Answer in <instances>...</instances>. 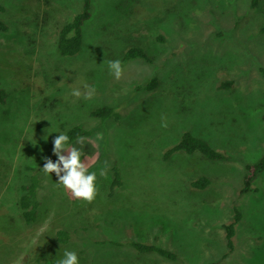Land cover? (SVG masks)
I'll use <instances>...</instances> for the list:
<instances>
[{
    "label": "rangeland",
    "instance_id": "obj_1",
    "mask_svg": "<svg viewBox=\"0 0 264 264\" xmlns=\"http://www.w3.org/2000/svg\"><path fill=\"white\" fill-rule=\"evenodd\" d=\"M90 2L80 51L62 57L58 32L82 0H0V264H56L65 250L79 264H264V170L241 192L246 165L264 153V0ZM131 46L151 62L126 63L116 80L107 61ZM154 75L156 89L135 90ZM85 83L96 88L92 99L70 94ZM102 104L116 106L121 121L89 118ZM77 124L92 133L71 146L97 173L99 194L76 199L55 173L40 172L39 216L26 225L17 204L23 166L53 154L58 131ZM185 132L220 159L176 152L164 160ZM106 164L122 176L112 197L108 171L99 175ZM200 178L209 181L203 189L193 186ZM236 214L229 251L224 226ZM59 229L74 240L58 244ZM133 241L176 258L138 253Z\"/></svg>",
    "mask_w": 264,
    "mask_h": 264
},
{
    "label": "trees",
    "instance_id": "obj_2",
    "mask_svg": "<svg viewBox=\"0 0 264 264\" xmlns=\"http://www.w3.org/2000/svg\"><path fill=\"white\" fill-rule=\"evenodd\" d=\"M90 0H82V7L80 12L73 15V17L65 23L59 30L56 42V50L59 56L62 57H74L80 51L82 45V26L85 21L90 18L91 4ZM255 0L252 2V7L255 6ZM0 31L6 32L7 26L0 21ZM151 57L146 52V49L142 46H131L128 47L121 58L123 65L132 61L140 60L145 64L151 62ZM34 81H36L34 79ZM159 80L156 75L148 79L144 84L137 85L136 91H152L158 86ZM231 81L222 84V86L229 87ZM37 86V84H35ZM6 101L5 89L0 85V105H4ZM88 117L92 119H97L100 124L107 122L119 123L121 121V115L116 106H111L108 104H102L96 106L89 111ZM262 120H264V114L262 115ZM104 123H101V122ZM65 133L70 138V145L76 141L77 137L83 136L89 138L92 131L85 128L81 124L74 125L68 128ZM176 152H182L187 155H191L194 152H199L204 157L209 160L220 159V154L213 151L205 142L198 138H194L189 132L182 134L180 140L173 146L166 149L163 154V159L167 160L171 155ZM44 157L54 158V154L50 152L39 153L35 156L29 164H26L22 168L23 177L20 179V184L18 185V198L17 204L20 210L21 218L26 225H32L35 223L39 216V211L41 207V202L38 196V191L41 186V171L40 169L44 165ZM264 170V153L262 156L254 163L248 164L245 167L244 175V187L241 190L242 193L247 192L250 189V183L253 177ZM41 172V173H40ZM40 173V174H39ZM109 187L107 196L112 197L117 189L122 187V176L119 167L115 164L109 166ZM209 184L208 179L200 178L193 182V186L199 189H203ZM239 221V215L236 214L232 223L224 226L226 233L227 249L232 250V237L234 233V225ZM55 240L60 245H67L74 240L72 235L65 231L64 229H59L55 232ZM128 246L134 249L138 253L145 254H156L161 258H164L170 262L175 260V255L161 247L154 244H143L138 242H129ZM48 264H53L51 261H46Z\"/></svg>",
    "mask_w": 264,
    "mask_h": 264
},
{
    "label": "clouds",
    "instance_id": "obj_3",
    "mask_svg": "<svg viewBox=\"0 0 264 264\" xmlns=\"http://www.w3.org/2000/svg\"><path fill=\"white\" fill-rule=\"evenodd\" d=\"M108 69L111 75L120 80L123 76L124 65L119 60L107 61ZM96 93L94 85L87 83L83 84V91L79 87H73L71 95L76 98L83 97L90 100ZM162 127H167L166 117H161ZM58 135L53 139V154L57 160L49 157H44V165L40 171L44 175L55 173L58 177V186H63L69 190L76 199L91 203L99 194V187L96 183L97 173L89 171L82 162V151L70 145V138L64 131H58ZM47 139V137H45ZM77 143L83 145L85 137L79 136L76 138ZM109 166L106 164L101 168L99 175L105 176ZM56 264H79V256L76 251L65 250L63 258L56 261Z\"/></svg>",
    "mask_w": 264,
    "mask_h": 264
}]
</instances>
